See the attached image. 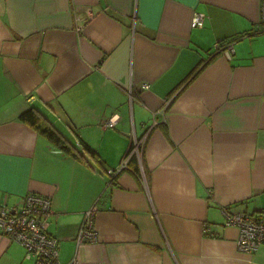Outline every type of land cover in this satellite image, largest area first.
<instances>
[{
  "label": "crops",
  "instance_id": "obj_1",
  "mask_svg": "<svg viewBox=\"0 0 264 264\" xmlns=\"http://www.w3.org/2000/svg\"><path fill=\"white\" fill-rule=\"evenodd\" d=\"M260 1L0 0V201L50 197L59 261L264 264L221 212L264 205ZM31 106L95 156L59 152L18 117ZM133 136L139 174H108ZM93 204L97 240L76 247ZM23 249L0 232V264H33Z\"/></svg>",
  "mask_w": 264,
  "mask_h": 264
},
{
  "label": "built area",
  "instance_id": "obj_2",
  "mask_svg": "<svg viewBox=\"0 0 264 264\" xmlns=\"http://www.w3.org/2000/svg\"><path fill=\"white\" fill-rule=\"evenodd\" d=\"M258 22L262 24L260 31L264 32V0L260 1ZM202 13L195 12L192 26H202ZM215 52H222L226 58H230L234 52L232 41H217L213 45ZM146 86V85H145ZM113 119L104 125L111 126ZM143 137H134L129 151L121 160L118 167L109 169L108 174L115 176L117 172L126 168L128 159L132 155L139 158L140 145ZM97 209L93 204L84 210L75 236V244L78 247L85 242H95L97 233L94 227V214ZM51 201L47 195L33 193L32 191L22 196L16 204H7L0 201V232L8 239L21 245L25 250V256L33 259V264H78L74 256L66 263L59 261V242L57 237L48 232V218L51 213ZM225 224L234 225L238 229L236 245L238 250L252 252L259 246L264 245V205L257 211L247 212L243 209L232 210L222 208Z\"/></svg>",
  "mask_w": 264,
  "mask_h": 264
},
{
  "label": "trees",
  "instance_id": "obj_3",
  "mask_svg": "<svg viewBox=\"0 0 264 264\" xmlns=\"http://www.w3.org/2000/svg\"><path fill=\"white\" fill-rule=\"evenodd\" d=\"M18 117L43 134L47 140L52 142L58 148L59 152L68 154L76 159L83 158L85 154L93 157L95 156V151L92 150V148L86 143H82L81 149H79L74 143L66 139V137L57 128H55L50 120L36 107H29ZM137 160L136 155H132L130 160H128L131 167H127V169L131 170L132 173L139 174L140 169Z\"/></svg>",
  "mask_w": 264,
  "mask_h": 264
}]
</instances>
